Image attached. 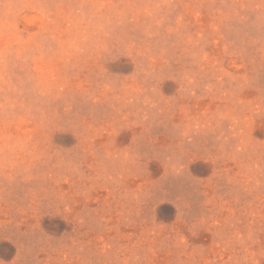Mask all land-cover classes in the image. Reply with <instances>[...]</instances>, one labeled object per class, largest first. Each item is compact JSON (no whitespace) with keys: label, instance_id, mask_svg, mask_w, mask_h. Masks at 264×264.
<instances>
[{"label":"rangeland","instance_id":"374dc122","mask_svg":"<svg viewBox=\"0 0 264 264\" xmlns=\"http://www.w3.org/2000/svg\"><path fill=\"white\" fill-rule=\"evenodd\" d=\"M0 264H264V0H0Z\"/></svg>","mask_w":264,"mask_h":264}]
</instances>
